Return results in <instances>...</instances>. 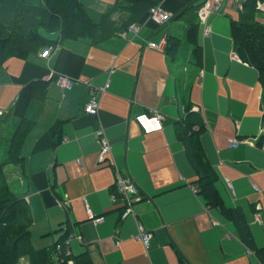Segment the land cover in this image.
Instances as JSON below:
<instances>
[{"label": "crops", "instance_id": "crops-1", "mask_svg": "<svg viewBox=\"0 0 264 264\" xmlns=\"http://www.w3.org/2000/svg\"><path fill=\"white\" fill-rule=\"evenodd\" d=\"M81 1L98 13L114 2ZM201 2L159 0L156 4L171 14L163 27L145 18L136 33L114 34L94 45L41 30L55 38L48 57L36 52L24 60L9 58L0 67V114L27 80L61 73L73 84L64 90L50 81L46 104L21 150L20 171L33 216L30 236L37 243L44 238L42 246L50 248L65 235L71 256L87 253L92 264H264V252H258L264 249V109L258 71L233 57L229 19L240 9L231 0H222L219 13H213L208 36H199L198 27V67L179 51L188 47L185 33ZM255 20L264 25V11H257ZM169 34L181 41L170 61L147 47ZM106 83L98 114L86 115L82 107L90 93ZM153 111L163 127L143 133L134 117ZM190 112L203 122L193 138L188 137L193 127L187 137L179 131L186 121L195 122ZM57 131L61 141L55 144ZM102 141L111 143L108 156L136 182L141 199L134 203V216L153 234L148 249L135 238L136 219L120 218L122 206L110 202L115 168L110 158L98 163ZM193 154L217 174L213 187L230 209L227 217L197 193ZM83 199L105 221L87 220ZM239 221L251 231L249 247L237 235ZM25 257L16 264H30Z\"/></svg>", "mask_w": 264, "mask_h": 264}, {"label": "trees", "instance_id": "trees-1", "mask_svg": "<svg viewBox=\"0 0 264 264\" xmlns=\"http://www.w3.org/2000/svg\"><path fill=\"white\" fill-rule=\"evenodd\" d=\"M158 1L114 0L112 5L98 13L84 5L81 0H0V67L9 58L24 60L27 55L43 51L48 46L53 47L55 38L44 36L41 30L46 33L59 32L60 40L77 39L94 45L120 33L130 22L139 23L145 19L148 16L147 9ZM256 1H242V9L237 18L229 19V35L240 60L258 71L264 109V25L255 20L257 11L260 10L255 6ZM197 19L195 9L185 33L188 47L183 50L180 48L179 51H186L188 61L198 67L202 60V50L196 36L199 27ZM166 37L167 45L163 51L170 61L175 57L181 41L176 34ZM54 79L55 75H51L25 81L12 106L0 114V145L2 142L7 144L4 151L6 155L0 158V264H16L26 255L30 258V264H92L87 253L78 257L66 255L65 235L59 236L50 248L35 249L31 243L30 227L33 216L26 200L28 185L18 167H22L24 160L21 153L24 139L33 130L41 115L47 101V88ZM188 115L193 116L195 122L186 121L184 128L181 127L179 131L187 137L186 131L193 127L188 136L193 138L198 135L193 131L199 132L203 128V122L199 119V114L190 112ZM2 124L11 126L5 136ZM60 134L61 131L54 134L55 144L61 141ZM193 157L197 160L193 178L197 193L202 201L210 207L220 208L227 217L230 209L223 207L220 196L213 187L217 174L209 163L198 160L195 154ZM10 166L13 168H9ZM232 219L237 223L236 216ZM244 225V222L239 221L237 235L249 247L250 242L253 243V237L250 229ZM258 252H264V249Z\"/></svg>", "mask_w": 264, "mask_h": 264}, {"label": "built area", "instance_id": "built-area-1", "mask_svg": "<svg viewBox=\"0 0 264 264\" xmlns=\"http://www.w3.org/2000/svg\"><path fill=\"white\" fill-rule=\"evenodd\" d=\"M243 0H234L235 4L237 3L236 7L240 8V2ZM222 5V0H202V2L196 6V14H197V20L203 24L205 20L209 19V16H211L212 13L217 11L219 9V6ZM255 6L259 8L260 10L264 11V2H261L260 0H257L255 3ZM147 18H149L152 24H166L168 20L171 18V14L168 12H165L164 10L160 9L159 7H155L152 9V11H149ZM205 26V23H204ZM167 45V39L165 36L161 37V40L159 42H148V46L154 50L159 52H164L163 49ZM52 46H48L45 48V50L39 52V56H42L43 58L48 57V54L53 50ZM236 58V55H235ZM67 75L65 74H56L54 82L58 84L60 88H63L64 90H70L72 89V83L69 80ZM106 90V86H102V88H97L95 91L90 93L89 99L82 107V110L86 113V115H97L98 114V105L100 102V95L102 94V91ZM134 120L137 121L140 125L143 133L151 132V131H159L163 127V120L161 119V115L155 111L144 113V114H138L136 117H134ZM236 142H231L230 145L235 146ZM111 143L108 141H102L101 147H99V153H98V163L103 164V161L105 163V160L110 158L109 156L105 155L107 152L108 155H110V148ZM101 161V162H100ZM111 163L109 164L115 168V183H114V191L110 194V199L112 204L121 205L122 206V212L120 215V218H123L127 215L131 216V218H135V210L133 209L134 203L138 202L141 199V196L138 194V190L136 188V182L134 179L129 177V175H126L124 171H122L120 168L117 167V164H115L114 159L110 158ZM77 163V162H76ZM254 191L258 192V189L256 186H253ZM84 200V206H85V213L87 220H90V222L94 224H99L105 219L103 218V215H97L94 213L90 207L86 204V200ZM261 208V205H258V209ZM137 223V234L135 235V238L138 240V242L143 245L144 248L148 249L149 242L152 239V232L145 231L139 222V220L136 219ZM70 254L68 251L66 253ZM119 264V263H116ZM262 264V263H261Z\"/></svg>", "mask_w": 264, "mask_h": 264}, {"label": "rangeland", "instance_id": "rangeland-1", "mask_svg": "<svg viewBox=\"0 0 264 264\" xmlns=\"http://www.w3.org/2000/svg\"><path fill=\"white\" fill-rule=\"evenodd\" d=\"M232 1V3H233V6L234 7H236V5H237V3L235 4V2H234V0H231ZM231 3V2H230ZM242 4V2H240V4L239 5H241ZM155 7H159L160 9H162L161 8V6L160 5H157V4H155L154 5ZM154 6H152V7H149L148 9H147V11H148V13H149V11H152V9L154 8ZM241 7V6H240ZM163 10V9H162ZM165 11V10H164ZM166 12V11H165ZM216 12V11H215ZM214 12V13H215ZM218 13H219V11H217ZM216 12V13H217ZM168 13V12H167ZM212 15H213V13L211 14V16H209V19H207V20H205L204 21V23H205V26H204V23L203 24H201L198 20H197V22H199L198 24H199V36H208L209 34H210V32L212 31V26H211V22H210V18H212ZM146 21H151L149 18H146ZM158 26H160V27H163L164 26V24L162 23V24H157ZM141 26L142 25H140L139 23H137V22H130L129 24H128V26H127V28H123L121 31H119L121 34H123L124 36H126L127 35V33L129 32V31H133V32H137V31H139L140 30V28H141ZM161 40V39H160ZM159 40V41H160ZM159 41H155V42H159ZM154 42V43H155ZM147 47H148V49H150V50H152L149 46H148V42H147ZM152 51H154V50H152ZM154 52H156V51H154ZM233 57H235V55H236V52H235V50L233 51ZM237 56V55H236ZM238 57V56H237ZM201 75V74H200ZM107 83L104 85V86H106L107 87ZM96 90V89H95ZM104 89H103V91H102V93H104ZM101 96V95H100ZM138 123V122H137ZM139 124V123H138ZM2 126L5 128V129H3V134H4V136L5 135H7V133H8V130L9 129H11V126H9L8 124H2ZM139 126H141L140 124H139ZM156 132H158V131H156ZM6 148H7V144H5V142H2L1 143V145H0V158H2L4 155H6L5 153H4V151L6 150ZM105 155H107L108 156V153L106 152L105 153ZM101 162V161H100ZM99 164H101V163H99ZM103 165V164H102ZM9 168H13L12 166H10ZM21 167H18V170H19V173L21 174V169H20ZM46 238H48L49 239V237H46ZM46 242V239H44V238H42L38 243L35 241V238H31V243H32V246L35 248V249H39V248H42V247H45V246H42V245H44V243ZM52 244V243H51ZM39 245H41V246H39ZM25 258H27L26 259V262L28 261V256H26Z\"/></svg>", "mask_w": 264, "mask_h": 264}]
</instances>
